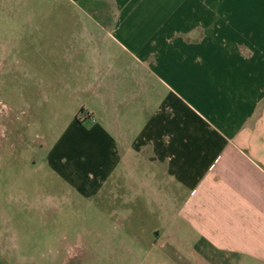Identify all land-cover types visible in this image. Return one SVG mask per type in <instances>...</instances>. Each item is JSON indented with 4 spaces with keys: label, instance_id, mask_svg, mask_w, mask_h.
I'll use <instances>...</instances> for the list:
<instances>
[{
    "label": "crops",
    "instance_id": "obj_1",
    "mask_svg": "<svg viewBox=\"0 0 264 264\" xmlns=\"http://www.w3.org/2000/svg\"><path fill=\"white\" fill-rule=\"evenodd\" d=\"M90 1L0 15V212L42 173L104 216L57 264H264V0Z\"/></svg>",
    "mask_w": 264,
    "mask_h": 264
},
{
    "label": "rangeland",
    "instance_id": "obj_2",
    "mask_svg": "<svg viewBox=\"0 0 264 264\" xmlns=\"http://www.w3.org/2000/svg\"><path fill=\"white\" fill-rule=\"evenodd\" d=\"M67 0H0L1 16H40L48 17L62 15L86 16L95 10L100 12L101 7L95 6V2L90 0H79L80 3H68ZM2 75L0 73V79ZM5 97L0 93V119L7 115L9 107ZM3 134V133H1ZM35 139V136H32ZM39 157L37 152L32 155ZM38 177H32L29 182L15 183L14 188L19 191H26L27 198H17L13 201L14 211L10 215L0 212V232L9 237L10 247L12 249L10 260L15 258V263L9 264H57L62 259V253L65 249H73L77 241L87 243L93 239L90 228L96 224L103 226L104 216L92 214L91 209H81L76 213L67 211V206H63V214H54L53 210L43 213L40 207L31 200L33 196L39 193L46 195V191H55L54 187L45 182L46 178L42 173ZM8 176L0 177V192L8 190ZM34 180V181H33ZM49 185V187H48ZM51 187L53 189H51ZM3 189V190H2ZM45 189V190H44ZM49 189V190H47ZM61 189V188H60ZM12 190V189H11ZM41 190V191H40ZM57 190V189H56ZM40 191V192H39ZM58 191V190H57ZM59 194V192H57ZM13 209V208H12ZM45 212V211H43ZM15 213V214H14ZM121 222H135L134 215H118ZM103 220V221H102ZM151 220L143 218V223H150ZM102 223V224H101ZM91 225V226H90ZM1 256L7 248H0ZM15 253V254H14ZM7 257V252L5 258ZM0 264H7V261Z\"/></svg>",
    "mask_w": 264,
    "mask_h": 264
}]
</instances>
